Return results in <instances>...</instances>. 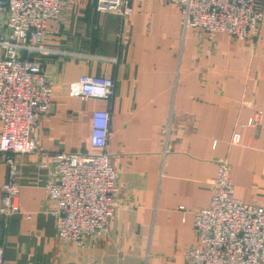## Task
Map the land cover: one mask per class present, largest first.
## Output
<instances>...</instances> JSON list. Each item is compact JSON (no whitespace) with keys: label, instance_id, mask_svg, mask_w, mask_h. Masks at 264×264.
<instances>
[{"label":"crops","instance_id":"1","mask_svg":"<svg viewBox=\"0 0 264 264\" xmlns=\"http://www.w3.org/2000/svg\"><path fill=\"white\" fill-rule=\"evenodd\" d=\"M96 2L70 0L48 21L43 41L55 51L38 57L51 104L35 128L39 152L13 155L19 211L0 215V253L10 264H187L192 211L209 201L218 158L229 163L233 196L264 209V129L246 124L264 112V0L242 39L182 32L169 1L129 0V15ZM82 73L110 76L109 96L68 95ZM93 108L108 110L116 206L108 228L76 246L57 236L43 187L49 169L38 163L41 151H91ZM7 170L0 152V184Z\"/></svg>","mask_w":264,"mask_h":264},{"label":"built area","instance_id":"2","mask_svg":"<svg viewBox=\"0 0 264 264\" xmlns=\"http://www.w3.org/2000/svg\"><path fill=\"white\" fill-rule=\"evenodd\" d=\"M70 0H0V152L8 166L0 184V215L19 211L13 155L39 152L34 137L39 115L51 104V80L39 55L55 50L44 44L48 21ZM162 1V0H161ZM178 6L181 31L194 29L211 38L224 31L242 39L262 18L258 0H163ZM96 9L129 15V0H97ZM114 61V58H111ZM110 76L82 73L66 84L68 95L106 99ZM247 125L264 129V112L256 109ZM108 110L89 115L88 152H40L38 164L49 169L43 187L56 233L76 246L105 231L116 206L117 172L105 150ZM239 133L231 131L229 143ZM210 198L192 211L195 243L182 251L187 264H264V209L235 198L225 157L216 160ZM0 264H10L0 253Z\"/></svg>","mask_w":264,"mask_h":264}]
</instances>
